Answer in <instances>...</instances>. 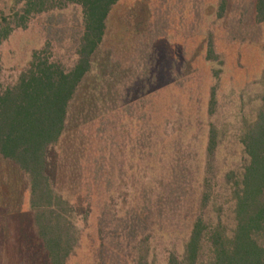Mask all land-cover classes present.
Segmentation results:
<instances>
[{
  "label": "trees",
  "instance_id": "16d2710c",
  "mask_svg": "<svg viewBox=\"0 0 264 264\" xmlns=\"http://www.w3.org/2000/svg\"><path fill=\"white\" fill-rule=\"evenodd\" d=\"M120 1L0 0V46L32 20L44 40L15 82L0 84V159L23 175L31 231L47 264L76 258L78 223L85 226L92 216L95 247L87 264H264V67L258 106L238 142L243 163L219 168L221 142L213 126L200 163L192 142L159 134L155 118L161 76L172 82L177 71L157 47L169 36V8L162 11L160 4L138 30L128 13L112 14ZM217 10V22L226 17L227 40L260 45L264 65V0H242L230 10L228 0H219ZM97 53L108 57L120 79L81 144L78 214L55 187L48 151L59 146L71 106L88 103L76 96ZM204 59L221 64L209 33ZM0 264L30 262H11L0 245Z\"/></svg>",
  "mask_w": 264,
  "mask_h": 264
},
{
  "label": "rangeland",
  "instance_id": "374dc122",
  "mask_svg": "<svg viewBox=\"0 0 264 264\" xmlns=\"http://www.w3.org/2000/svg\"><path fill=\"white\" fill-rule=\"evenodd\" d=\"M219 0H121L112 14L128 13L138 30L144 29L152 18V11L164 4L172 20L168 38L157 43L165 65L174 64L177 71L169 82L161 76L157 108L159 134L169 132V138L192 142L199 162L204 160L207 132L215 128L219 168L235 170L243 163L240 147L242 132L251 121L258 106L262 89L263 56L260 45L232 43L226 38V17L216 19ZM242 0H228V8ZM115 16V15H114ZM113 16V18H114ZM115 20V19H114ZM114 28L120 31V26ZM208 33L213 36L215 52L220 63L205 61ZM44 40L36 21L26 30L14 31L0 46V84L15 82L27 66L31 53L40 50ZM185 70H180L181 65ZM115 66L103 53H97L91 73L85 77L77 93V100L86 98L82 108L71 106L67 130L59 146L48 151V164L55 187L74 202L82 214L77 164L82 161V142L95 127L92 123L107 109V102L114 98L113 89L119 82ZM168 69V68H167ZM179 71H181L179 73ZM214 71H220L214 77ZM215 89V107L208 114L211 88ZM81 116V119L77 117ZM166 124V125H165ZM182 130V131H180ZM91 132V134L89 133ZM178 132V133H177ZM79 220V218H78ZM95 217L87 225L78 223L81 232V250L70 264H87L88 252L94 245ZM0 245L11 262L25 259L30 264H47L40 245L34 239L29 219L28 194L23 175L9 162L0 159Z\"/></svg>",
  "mask_w": 264,
  "mask_h": 264
}]
</instances>
